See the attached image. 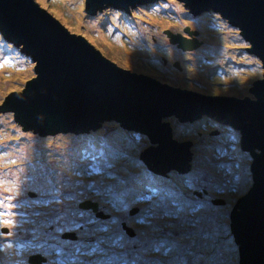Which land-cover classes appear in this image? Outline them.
I'll return each instance as SVG.
<instances>
[{"label":"rangeland","instance_id":"rangeland-1","mask_svg":"<svg viewBox=\"0 0 264 264\" xmlns=\"http://www.w3.org/2000/svg\"><path fill=\"white\" fill-rule=\"evenodd\" d=\"M37 1L118 64L172 84L241 96L262 75L237 27L212 12L192 15L181 0L94 13L85 0ZM187 24L198 29L201 42L182 49L165 29L183 31ZM33 66L0 31V104L35 74ZM168 117L174 137H191L188 170L148 167L140 152L152 145L150 138L113 118L85 132L40 134L0 110V263L28 264L26 257L40 252L47 264H239L229 212L253 183L240 131L206 116ZM62 149L73 158L60 160ZM118 163L127 165L125 171L116 169ZM211 170L223 178L207 175ZM216 197L224 201L213 202ZM85 200H97L100 211L80 206Z\"/></svg>","mask_w":264,"mask_h":264},{"label":"water","instance_id":"water-1","mask_svg":"<svg viewBox=\"0 0 264 264\" xmlns=\"http://www.w3.org/2000/svg\"><path fill=\"white\" fill-rule=\"evenodd\" d=\"M149 1L157 0H85V7L90 13L108 6L130 12V5ZM181 1L192 14L211 8L249 42L244 49L259 58L263 69L247 86L250 94L208 93L131 70L103 54L84 34L71 31L37 0H0V31L30 55L35 71L23 85L5 93L0 110L12 111L24 129L40 134L85 132L113 118L124 128L147 134L152 145H146L140 157L158 173L170 167L188 170L193 164L191 137H174L171 117L165 116L180 121L206 116L237 128L241 147L253 158V183L231 208L230 229L239 245V264H264V0ZM166 30L182 49L201 42L195 35L198 29L190 25L183 31ZM174 64L181 66L178 60ZM223 201L213 198L215 203ZM79 205L100 211L97 200ZM126 229L133 233L130 226ZM40 255L32 254L29 261L39 264L44 258Z\"/></svg>","mask_w":264,"mask_h":264},{"label":"bare ground","instance_id":"bare-ground-1","mask_svg":"<svg viewBox=\"0 0 264 264\" xmlns=\"http://www.w3.org/2000/svg\"><path fill=\"white\" fill-rule=\"evenodd\" d=\"M110 140V139H109ZM108 140V141H109ZM92 142V141H91ZM111 146V145H110ZM62 148H64V147H62ZM97 150H102L101 148H97ZM56 154H58V155H60V156H65V150L64 149H62V150H60L58 153H56ZM73 153H70V155H72ZM106 156V155H105ZM66 157L67 158H69V159H71V158H73V157H71V156H65V157H59L60 158V160H64L65 161V159H66ZM68 164V161L67 162H65L64 163V165H65V167H66V165ZM127 168V165L126 164H120V163H118L117 164V166H116V169H118V170H121V171H125V169ZM206 168H210L209 166H207ZM206 174L207 175H209V176H212V178L213 179H215V180H221L223 177L222 176H220V178L218 177V176H216V173H214L212 170L211 171H208V172H206ZM242 174V172L240 173V175ZM121 180H120V182H118L117 184L118 185H121V182L123 181V177H121L120 178ZM134 180L135 179H133V182H134ZM157 180H159V179H157ZM83 183L84 184H86V182L85 181H83ZM166 184V183H165ZM134 185H135V183H134ZM177 192V191H176ZM191 201V200H190ZM207 211V210H206ZM209 211V210H208ZM211 213V212H210ZM206 217V216H205ZM208 218V217H207ZM211 220V219H210ZM207 221V220H206ZM216 221V220H215ZM210 221H208V223H209ZM206 225V224H205ZM208 225V224H207ZM209 227H210V225H209ZM200 249V248H199ZM201 252V251H200ZM200 254V253H199ZM204 257V256H203ZM194 261V260H193ZM200 261V260H199ZM197 262V261H196ZM195 262V263H196ZM194 263V264H195ZM208 263V262H207ZM197 264V263H196ZM210 264V263H209Z\"/></svg>","mask_w":264,"mask_h":264},{"label":"flooded vegetation","instance_id":"flooded-vegetation-1","mask_svg":"<svg viewBox=\"0 0 264 264\" xmlns=\"http://www.w3.org/2000/svg\"><path fill=\"white\" fill-rule=\"evenodd\" d=\"M182 2V1H181ZM182 4H183V6H184V3L182 2ZM185 7V6H184ZM105 8V7H104ZM119 8V7H118ZM185 8H187V7H185ZM188 9V8H187ZM203 9L204 8H202V9H199L196 13H201V12H203ZM189 10V9H188ZM192 12V11H191ZM190 12V13H191ZM205 12H209V11H205ZM192 13H194V12H192ZM191 13V14H192ZM216 15H219V13H217V12H214ZM187 25H189V24H187ZM184 29V28H183ZM36 252H33L32 254H35ZM37 253H40V252H37ZM40 256H44V258L42 259V260H44V263L43 264H47V257L45 256V255H40ZM20 258L21 259H23V257L22 256H20ZM46 261V262H45ZM26 262L28 263V264H33V263H31L28 259H27V257H26ZM22 263H24L23 261H22ZM1 264V263H0ZM10 264H17V263H10Z\"/></svg>","mask_w":264,"mask_h":264},{"label":"trees","instance_id":"trees-1","mask_svg":"<svg viewBox=\"0 0 264 264\" xmlns=\"http://www.w3.org/2000/svg\"><path fill=\"white\" fill-rule=\"evenodd\" d=\"M150 2V1H149ZM189 11V10H188ZM205 11H209V12H212L214 15H216L214 12H213V10H211V8H204L203 9V12H201V13H198V14H202V13H204ZM190 12V11H189ZM205 13H207V12H205ZM198 14H192V15H198ZM207 118H210V117H207ZM194 121H197V120H194Z\"/></svg>","mask_w":264,"mask_h":264},{"label":"clouds","instance_id":"clouds-1","mask_svg":"<svg viewBox=\"0 0 264 264\" xmlns=\"http://www.w3.org/2000/svg\"><path fill=\"white\" fill-rule=\"evenodd\" d=\"M184 139V138H183ZM253 160V158H251ZM252 174V173H251ZM252 185V184H251ZM207 189V188H206ZM203 192V191H202ZM242 195V194H241ZM42 254V253H41ZM44 255V254H43Z\"/></svg>","mask_w":264,"mask_h":264}]
</instances>
